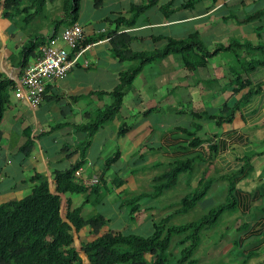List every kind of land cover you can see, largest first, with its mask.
Masks as SVG:
<instances>
[{
	"label": "crops",
	"instance_id": "obj_1",
	"mask_svg": "<svg viewBox=\"0 0 264 264\" xmlns=\"http://www.w3.org/2000/svg\"><path fill=\"white\" fill-rule=\"evenodd\" d=\"M143 1L98 0L96 6L92 3L95 9L104 8L105 13L94 23L82 24L78 20L85 37L92 39L79 50L77 61L67 73L47 86L41 102L34 104L25 97H16L13 87L8 86L0 121V150L6 146L16 162L6 156L0 158V203L27 195L35 183L30 180L33 174L45 177L49 190L55 191L54 172L67 169L82 158L80 179L97 176V185L109 181L116 186L119 180L112 177L110 169L117 160L146 159L151 164L149 167L155 168L158 154L179 159L200 152L205 158L200 163L202 170H212L206 175H234L236 210L246 218L235 224L232 230L236 237L231 238L232 241L223 239L221 253L227 257L238 246V255H245L243 264H264V252L260 253L264 247V63L260 62L261 51L224 48L211 55L197 51L193 60L198 58L196 61L203 62H197L192 70L183 65L177 53L145 64L125 92L118 115L101 126L91 137L90 145L82 151L87 135L78 126L87 123L96 111L110 102V94L106 91L117 84L118 73L125 70L121 62L129 61L113 55L110 38L105 36H110L108 33L114 29L116 17L129 18L133 5ZM168 1L158 0L150 5L138 16L134 26L121 23L117 32L123 31L124 39L120 42H126L129 37L127 47L131 51L153 50L163 45L165 37L181 39L197 32L204 52L226 47L233 40L264 45V0H173L165 14L162 5ZM3 6H0V79L8 78L17 83L23 47L31 41L46 42L54 34V23L58 19L38 21L36 29H30L31 21L24 20L18 31H14L12 18L2 14ZM57 6L53 0L46 3L50 11ZM260 11L262 13L257 16L246 18ZM109 12H114L115 16L107 15ZM102 21L106 23L102 25ZM65 25L66 22L56 30ZM66 48L73 57L71 47ZM38 49L37 46L31 52L28 61L37 56ZM237 102L239 105L230 120L216 121L213 116L223 117L229 112L225 105L232 107ZM149 109L151 112H146ZM161 110L166 111L164 118L156 117L151 122V113ZM201 112L211 116L201 115ZM185 115L187 120L182 121ZM131 117L135 122L119 135L120 123ZM197 119L204 120V124ZM161 127L166 128L160 130ZM202 127H205L204 132H201ZM157 129L161 133L152 135ZM189 131L201 138L199 146H181L189 143L186 137ZM99 133L104 136L96 144ZM27 140L31 141V152L24 157L20 148ZM116 150L120 155L105 173V160ZM206 175L204 177H209ZM79 178L74 180L79 182ZM127 186L125 183L124 187ZM115 189L119 193L123 188ZM67 197L72 202L65 194V199ZM206 198H210L209 195ZM254 209L259 211L254 213ZM225 262L228 263L227 258Z\"/></svg>",
	"mask_w": 264,
	"mask_h": 264
},
{
	"label": "trees",
	"instance_id": "obj_2",
	"mask_svg": "<svg viewBox=\"0 0 264 264\" xmlns=\"http://www.w3.org/2000/svg\"><path fill=\"white\" fill-rule=\"evenodd\" d=\"M172 1L169 0L165 5H162L165 14V9L171 6ZM80 2L81 0H62L63 17L55 23V28L62 21L66 22L67 25L77 21ZM157 2L158 0H145L133 5L129 18L118 16L114 20L115 27L108 33L111 36H109L111 51L115 57L120 60H129L132 64L118 73L117 84L111 90L106 91L110 94L111 101L102 109L96 111L91 120L78 126L87 135L82 143L83 152L90 145L93 134L118 115L125 92L144 65L149 62L158 61L168 54L177 53L180 54L183 65L192 70L197 62H203L201 59L196 61L198 58L193 60V54H197V51L211 55L221 49L228 48L261 51L263 58L260 62L264 63L263 44L233 40L226 47L219 46L212 52H204V47L197 32L181 39L165 37L164 45L153 50L131 51L127 47L130 41L129 37H127L126 42H120L124 39V34L123 31L117 32L119 25L122 23L127 27L134 26L138 16L150 5ZM94 3L97 4L98 0H95ZM44 4L45 0H5L2 14L4 17L12 19L19 17V19L29 22L41 13ZM23 12H26V14L22 17L21 13ZM261 13L262 11L246 18L251 19L255 14L257 16ZM91 39L90 37L85 38L76 48L85 45ZM36 44L35 41H32L23 47L22 66L25 65ZM243 82L241 84H244ZM12 84L11 79H0V121L7 100L5 93L8 86ZM238 105V102L232 107H226L225 105V110H229L227 115L222 117L217 114L213 117L216 118L217 122L228 121L232 118L234 109ZM146 112L149 113L151 110L149 109ZM201 115L211 116L204 112H201ZM130 127L125 122H121L118 134L123 135ZM192 133L194 131H189L186 136L190 139L189 143L181 145L182 147L188 148L200 145L201 138ZM211 148L213 147H209V149ZM30 152L31 141L27 140L20 148V153L26 157ZM119 155V150H116L106 158L105 173L108 172L111 164L118 159ZM204 159V155L199 152L190 153L179 159L175 158L173 161H169L168 167L152 178V191L139 193L131 200L126 201V204L133 203L128 211L129 218L134 221L138 212H143V209H150V207L141 208L138 198L146 197L152 200L159 197L164 191L176 184L179 174L192 172L194 165L203 162ZM83 160L84 158L65 170H56L53 176L56 183V192L64 194L84 193L86 195L82 203L77 206H72L71 200L67 198L65 214L77 233L88 227L87 232L91 238L80 241L81 247L91 264H195L197 259L193 257V253L200 244L201 230L212 226L224 211L237 208L234 175L218 177H204L203 175L199 179L196 189L180 197L176 202V207L157 220L150 219L152 230L150 235L142 236L132 232L115 230L109 226V218L102 213L86 217L81 214L82 207L89 196L99 192V185L88 187L74 180V171L82 164ZM217 178H224L228 181L226 188L227 200L225 202L209 208L196 220L179 224L170 223L175 215L193 209L200 200L204 199ZM30 180L35 183L27 195L20 199H10L0 203V264H83L75 250L72 227L60 216V196L50 192L47 180L42 175L33 174ZM117 180L119 181H116V186H119V182L124 179L119 178ZM175 236L177 238L173 243ZM172 243L180 247V256L176 260L172 258L173 254L168 252ZM147 255H150V258H147Z\"/></svg>",
	"mask_w": 264,
	"mask_h": 264
},
{
	"label": "rangeland",
	"instance_id": "obj_3",
	"mask_svg": "<svg viewBox=\"0 0 264 264\" xmlns=\"http://www.w3.org/2000/svg\"><path fill=\"white\" fill-rule=\"evenodd\" d=\"M175 1L177 2L179 0ZM47 2H49V0H45V4L43 9L41 10V13L38 14L35 19H33L34 21L32 20L33 22L31 21L29 23L28 26L30 29H36L38 27V21L47 22L51 18L60 19L62 17V0H53V4L56 5L58 3V6L57 8H53L51 11L49 10V8H46ZM92 3H94V0L93 2L92 0L81 1V8L79 10L77 21L79 20L82 24L87 22L94 23V20L98 16L105 13L104 8L98 6L95 9ZM25 14L26 12L21 13L22 17ZM107 15L113 18L115 16V13L109 12L107 13ZM24 22L25 21L23 19H19V17L18 20L17 18L12 19L11 29H13L14 31H18L20 25H23ZM105 23V21L101 22L102 25H104ZM121 63L123 69H127L132 64L130 61H124ZM155 88L156 87H153V90L156 92ZM108 97L111 101L110 96ZM165 112L166 111L162 110L158 112L155 111L151 113L152 116L149 118V120L153 122L154 120H156V117L157 119H163V113ZM185 114H187V112ZM186 117L188 116H183L182 121H186ZM124 121L127 125H131V123L135 122L133 117ZM197 121L201 122L202 124H204L205 122L201 119H197ZM184 125L186 126L187 124ZM165 128L166 127H161L160 130H165ZM204 129L205 127H202L201 132H204ZM160 130H154L152 132V135L154 133L158 135V133H161ZM196 132L198 134L200 133L199 130H197ZM103 136L104 133H99L97 139L95 140V143L97 144ZM1 143H4L2 139ZM5 156L8 157L12 162H16V157L6 149V146H3V148H1L0 150V158ZM158 156L159 158H157V161H155V168L149 167L151 166V164L147 162L146 159L143 160L144 162L141 159L135 161L123 159L119 161L117 160L116 163L112 165L110 173L112 177H116V180L118 178H123L126 179V181H124V183L119 182V186L112 185V183H110L109 181H107L105 184L100 183L99 192L90 195L88 201L85 202L84 207L81 211L82 216L86 217L92 214L102 213L109 218L110 227L117 226L114 228H119L118 226H120L124 229L125 232H132L142 236L150 235L152 233L150 227L151 220H146V217L150 216L154 220H157L162 215H165L167 212L177 206L176 202L180 197L196 189V187L198 186L197 181L200 177H203L204 173L206 175L212 172V170H209L208 172H206L205 170L203 171V164H195L192 172H183L179 174L176 184L170 189L164 191V193L159 197L152 200H149L146 197L138 198V203L141 204V208H144L148 204H151L154 207L146 210L143 209L145 212H138V214H136V219L132 221L131 218H129L128 211L133 203L126 204V201L131 200L139 193L152 191L153 176L166 169L169 165L168 162L174 160L168 159L163 155L160 156V154H158ZM214 177H218V174L214 175ZM125 183L128 184L127 187H124ZM227 183V179L217 178L208 190L207 195H209L210 198L205 197L204 199L200 200L193 209L175 215L171 219L170 223L179 224L196 220L209 208L216 207L218 204L225 202L227 200ZM115 187L123 189L121 190V192L117 193L118 189H115ZM130 187H132V190L130 189ZM69 196L72 198L73 205L76 206L80 204L81 200H83L86 195L83 193L69 194ZM62 203L64 205V209H66L64 198H62ZM254 211V213H256L259 211V209H254ZM250 216H252V214H250ZM245 219L246 218H242L240 216L235 208L229 211H224L212 226H210L209 228H203L200 232V244L193 253V257L197 259V263L195 264H243V262L246 261L244 257L245 255H241V257L240 255H238V253L236 252L238 246H235L232 252L227 255V257L225 254L221 253L220 249L223 246L222 242H225V240H223L224 238H229L227 239V242H230L232 241L231 238L236 237V232L232 229L234 228L235 224H238L239 220L243 221ZM87 228L88 227H85L84 231H81L80 233L76 232L75 236H77L78 242H80V240L91 238V236H89V233L87 232ZM176 238L177 236L173 238V243H175ZM173 243L171 244L168 252H171L173 254L172 258L176 260L178 256H180V247L174 245ZM261 252H264V247L260 250V253ZM225 257L227 258L228 263L225 262ZM147 258H150V255H147Z\"/></svg>",
	"mask_w": 264,
	"mask_h": 264
},
{
	"label": "built area",
	"instance_id": "obj_4",
	"mask_svg": "<svg viewBox=\"0 0 264 264\" xmlns=\"http://www.w3.org/2000/svg\"><path fill=\"white\" fill-rule=\"evenodd\" d=\"M60 37L66 44L74 46L84 39L83 28L75 22L63 28ZM40 50L41 56L34 64L25 67L20 78V84L15 89L17 97H26L32 103L41 100L45 84L53 78L62 76L70 64L66 49L58 45L55 38L42 45ZM21 87H24V91L21 90ZM97 181L96 177L87 180L90 184Z\"/></svg>",
	"mask_w": 264,
	"mask_h": 264
},
{
	"label": "clouds",
	"instance_id": "obj_5",
	"mask_svg": "<svg viewBox=\"0 0 264 264\" xmlns=\"http://www.w3.org/2000/svg\"><path fill=\"white\" fill-rule=\"evenodd\" d=\"M5 1V0H4ZM4 4V3H3ZM28 12H29V10H28ZM63 13V12H62ZM62 17H63V15H62ZM35 19V18H34ZM61 19V18H60ZM60 19H58V20H60ZM57 22V21H56ZM55 22V23H56ZM82 28H83V26L78 22V21H76ZM55 23H54V28H55ZM64 22L62 21L61 23H58L57 24V27L54 29V34H52V35H50L48 38H47V41L46 42H42L41 44L39 43V42H37V44H36V47H35V49L37 48V46L39 47V49H38V52L39 53H37V56L32 60V61H28L31 57L29 56L28 57V60L26 61V63H25V65L24 66H22V69H21V73H20V75H19V80L17 81V83H14L13 82V84L10 86V87H13V89H14V95H15V89L18 87V85L20 84V78H21V75H22V73H23V70L25 69V67L27 66V65H30V64H34L38 59H39V57L41 56V50H40V47L42 46V45H45V44H47V43H49L50 42V40L51 39H56V43L58 44V45H60V46H62L64 49H66V51H67V59H68V61H70V64H69V66H68V68H67V70L65 71V73L62 75V76H64L66 73H67V71H68V69H69V67L73 64V63H75L77 60V58H78V56L80 55V53H79V50L82 48V47H84L87 43H85V45H83V46H80V47H78V48H76V46L78 45V44H80V43H82L84 40H85V33H84V28H83V34H84V39L82 40V41H80V42H77L74 46H70V45H68V44H66L62 39H61V37H60V35H61V33H62V31H63V28H65V27H67V26H70L71 24H66L65 26H63L62 28H60V29H58V30H56L61 24H63ZM65 24V23H64ZM73 24V23H72ZM103 29H100L99 31H102ZM105 37H108V38H110L109 36H105ZM32 42V41H31ZM62 43H64L65 45H67L68 47H71V51L72 52H74L73 53V57H70L71 56V54H70V52H69V50L66 48L67 46H64V45H62ZM34 49V50H35ZM33 50V51H34ZM86 61V60H85ZM62 76H60V77H62ZM60 77H57V78H53L52 80H50V81H48L46 84H45V87H44V91H43V93H42V98H41V100H43V98H44V96H45V93H46V88H47V86L50 84V83H52L54 80H56V79H58V78H60ZM21 90L22 91H24V87H21ZM16 96V95H15ZM17 97V96H16ZM26 98V97H25ZM27 99V98H26ZM29 100V99H28ZM41 100H39V102H41ZM30 101V100H29ZM31 102V101H30ZM39 102H37V103H39ZM32 103V102H31ZM37 103H34V104H37ZM94 135V134H93ZM80 167H78L77 169H75V171H74V178H79L78 176H81L80 175V169H79ZM76 171H78V174H76ZM157 175V174H156ZM155 176V175H154ZM153 176V177H154ZM97 179H98V181L96 182V183H92V184H90V183H88L87 182V180H90L91 178H89V179H85V178H83V177H81V179L79 178V182L81 183V184H83V185H85V186H88V187H92V186H96L98 183H99V178L97 177V176H95ZM93 178V177H92ZM123 181H126V179H124ZM122 181V182H123ZM51 192V191H50ZM51 193H53V194H58L59 196H60V194H62L63 195V197H61L60 196V203H62V198H64V204L66 205V208H67V204H66V200L67 199H65V194L64 193H62V192H56V190L55 191H52ZM69 195V194H68ZM68 198V197H67ZM84 200V199H83ZM88 201V200H87ZM86 201V202H87ZM82 203V202H81ZM71 204H72V202H71ZM85 204V203H84ZM80 205V204H79ZM84 206V205H83ZM82 209H83V207H82ZM59 212H60V209H59ZM66 212V209H64V213ZM66 215V214H65ZM67 218V217H66ZM112 227V226H111ZM113 228V227H112ZM120 228V227H119ZM118 228H116V230H117ZM124 231V229L122 228L121 230H119V231ZM81 237V236H80ZM82 238V237H81ZM74 240V239H73ZM79 244H80V246H81V241L79 242ZM74 246H75V243H74ZM81 249H82V247H81ZM76 250V249H75ZM83 250V249H82ZM77 251V250H76ZM84 251V250H83ZM78 253V252H77ZM84 254L86 255V253L84 252ZM79 255V254H78ZM80 256V255H79ZM87 256V255H86ZM81 258V257H80ZM87 258H88V256H87ZM89 259V258H88ZM81 260H82V262H83V258H81ZM89 262H90V260H89ZM84 264V263H83ZM91 264V263H90Z\"/></svg>",
	"mask_w": 264,
	"mask_h": 264
},
{
	"label": "water",
	"instance_id": "obj_6",
	"mask_svg": "<svg viewBox=\"0 0 264 264\" xmlns=\"http://www.w3.org/2000/svg\"><path fill=\"white\" fill-rule=\"evenodd\" d=\"M4 0H0V6L2 4L3 6ZM52 192V191H51ZM61 197H63L62 194H60ZM60 216L62 218V220L68 222L71 227H72V233H73V239H74V243H75V249L77 250L78 254L80 255L81 258H83V263L84 264H90L89 259L87 258V256L84 254V251L81 249V246L77 240V236H75L76 234V229L75 227L71 224V222L66 218V215L64 213V205L63 203H60Z\"/></svg>",
	"mask_w": 264,
	"mask_h": 264
}]
</instances>
